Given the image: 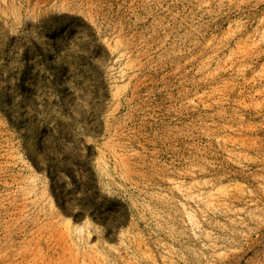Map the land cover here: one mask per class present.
<instances>
[{"label": "rangeland", "instance_id": "1", "mask_svg": "<svg viewBox=\"0 0 264 264\" xmlns=\"http://www.w3.org/2000/svg\"><path fill=\"white\" fill-rule=\"evenodd\" d=\"M0 264H264V0H0Z\"/></svg>", "mask_w": 264, "mask_h": 264}, {"label": "trees", "instance_id": "2", "mask_svg": "<svg viewBox=\"0 0 264 264\" xmlns=\"http://www.w3.org/2000/svg\"><path fill=\"white\" fill-rule=\"evenodd\" d=\"M57 51V50H55ZM60 52L61 50L57 51L56 52V58H58L60 60V62L57 64L58 67L57 68H51V69H48V71H50L52 73V75L54 77H59V76H66L67 77V73H68V70H70V65L68 64V62L64 59V57H62L60 55ZM25 54V52H24ZM28 60L24 57L23 55V62H24V68L23 70L20 71V76L18 78V84H17V87H16V92L18 93V96L19 98L22 99V101H26L28 102L29 101V98H30V95H31V90L29 89V87L31 86L30 84V79H29V76H30V70H29V67L26 66V62ZM42 75L43 77L44 76V72H48V71H44V69H42ZM74 70H72L73 72ZM74 75L76 76H79L80 78H84V75L81 73V72H74ZM47 79V78H45ZM53 82V81H52ZM54 84H52L50 87H46L45 85H43L41 87V93L42 94H45L46 92H50V90L52 88H55V85L53 86ZM53 86V87H52ZM75 88H79V87H72L71 89H75ZM34 90V89H33ZM79 90L81 91L82 95L86 96L88 98V100H96V101H104L106 98H107V91L106 89H104V86L103 87H93L91 89H87L85 90V92L83 91V89L79 88ZM35 91V90H34ZM45 92V93H43ZM65 92V91H64ZM65 95V93H63ZM60 99H63V96H60ZM62 104V102H59ZM67 103L69 104V101H67ZM43 105L46 107L48 106L49 109L51 108H57L56 105L53 104V102H51L49 104V102L45 99H43ZM29 106L28 108H32V111H36V109H33L35 107H32L33 105H27ZM47 110V109H46ZM90 110L89 109V115H90ZM79 115H81L82 117L84 116L85 112L82 111V110H79ZM60 114L63 116V117H67V113H65L63 110L60 111ZM85 119V118H83ZM57 122L54 123V125H52L49 129H48V133L51 132V131H54V132H58V127H57ZM66 125H69L68 123H66ZM87 130L89 132H94L93 129L91 127H89L87 125ZM43 134V142H42V146L44 147V149H46L48 152L51 153V150L49 149L50 147V143H49V140L47 139V132H42ZM58 140H61L60 142H62V146H64V148L66 147L67 149H69L71 151L70 156L72 157V160H65L61 157V150L62 149H57L55 151V153H53V157H47V158H44V161L46 163V168L43 169L44 170V173L46 174V177L48 178L50 184L53 183V179H52V175H56V177L58 178V175H62L64 177H66L69 182L71 183L72 186H75V191L79 192L76 188V182L73 180V177L72 175L70 174V171H69V164H71L73 167H79L80 165V144L79 143L78 145H74V143L69 142L68 139L66 138H61L59 137ZM86 148V147H85ZM55 154H58V157H54ZM84 156V160H83V167H86V171L87 173L90 175L91 177V184L93 185V189L95 191V195H98V187L96 186V179H95V175H94V172L92 171L91 167H90V164H91V159H90V156L87 155L86 153L83 155ZM50 164H52L50 166ZM35 167V166H34ZM37 168V167H35ZM52 170V171H51ZM61 180V179H59ZM62 185H64L63 183L61 184V187ZM81 185V184H79ZM82 186V185H81ZM50 190L52 191V194H53V188L50 187ZM80 193L84 194L91 202H94L93 200H91V198H89L88 195H86V190L84 189V187H82V189H80ZM54 196V199H55V204L56 206L58 207V209L61 211V213L63 215H68L64 205L62 203H60L58 200H57V197L53 194ZM76 201H79L78 199H76ZM79 205L81 207V209L86 212L87 210V205H85L84 203H80L79 202ZM94 208L96 211L98 210H101V208H98L97 205H94ZM90 216H92L91 214H89ZM92 218V217H91ZM100 224H104L103 221L101 219H99L98 221Z\"/></svg>", "mask_w": 264, "mask_h": 264}]
</instances>
